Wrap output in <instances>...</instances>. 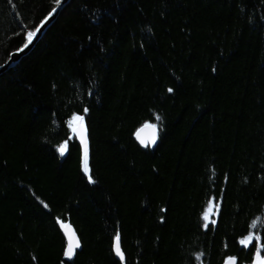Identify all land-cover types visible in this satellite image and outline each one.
Returning <instances> with one entry per match:
<instances>
[{"label":"trees","instance_id":"16d2710c","mask_svg":"<svg viewBox=\"0 0 264 264\" xmlns=\"http://www.w3.org/2000/svg\"><path fill=\"white\" fill-rule=\"evenodd\" d=\"M57 7L0 0V67ZM117 236L124 264L264 259V0H72L0 76V264H122Z\"/></svg>","mask_w":264,"mask_h":264},{"label":"water","instance_id":"95a60500","mask_svg":"<svg viewBox=\"0 0 264 264\" xmlns=\"http://www.w3.org/2000/svg\"><path fill=\"white\" fill-rule=\"evenodd\" d=\"M71 1L72 0H63L62 1V3L60 4V6H58L55 9V11H53L47 17V19L41 24V25H43V27H41V25L39 26L40 31L37 33V36L35 38H33L32 43L27 48H24L23 51H18L16 53H14L13 55H11L9 61L4 66L0 67V76L3 75V74H5L9 70L13 69L18 63H20L22 61V59H24L29 53L32 52V50L35 48V46L43 38V36L46 34V32L55 24V22L58 20L59 16L63 12V10L71 3ZM84 129H85V126H84ZM74 135H75L76 142H77L78 146L82 149V151H84V144H83L82 138H81V136H82V129L80 131H75L74 132ZM155 135H156V132H155ZM138 136H139V138H138ZM152 136H153V128L147 127V128H143L137 134L136 140L138 141V143L143 148H146V147L140 142L141 139H144L146 142H149V145H151L152 147H155L156 144H157V135H156V142H155V144H151L150 143V140H151ZM86 139H87V137H86ZM59 227H60V230L61 231L65 232L64 234H65V237L68 240V243L67 244H68V247H69V243H70V239L69 238L72 235V233H74V231H72L73 229L70 226H68L67 230L65 228H63L62 224H60ZM75 239H78L77 236H76V234H75V236L73 238V241H72L73 243L75 242ZM115 249H116V244L114 246V253H115L116 259L119 262L124 263V257H123V259H121V257L117 255ZM73 256H74V254L71 257H69V256L66 255L67 261H70L73 258ZM235 264H238L237 261H235Z\"/></svg>","mask_w":264,"mask_h":264},{"label":"snow or ice","instance_id":"6c2138e0","mask_svg":"<svg viewBox=\"0 0 264 264\" xmlns=\"http://www.w3.org/2000/svg\"><path fill=\"white\" fill-rule=\"evenodd\" d=\"M62 3V0H57V6H60V4ZM53 11H55V9H53ZM41 27H43V25H41ZM40 31V28H37L35 31H30L27 33V42L25 43V45L23 46L22 49L18 50V51H23L24 48H27L33 41V38H35L37 36V33ZM169 91H171V89H169ZM85 111H87V109H85ZM159 119V118H158ZM75 120L79 121L80 124H81V129H82V142L84 144V172L86 174H88L87 178L89 180V182H92L94 183L95 181L93 180L92 176L90 175V170L88 168V145H87V139H86V129L83 128V117L82 116H78V117H75ZM153 128V136L150 140V143L151 144H155L156 142V135H155V126L152 125L151 126ZM139 138V136H138ZM140 142L145 146V147H148L149 146V142H146L144 139H141ZM60 154L63 155L66 151H67V144L65 143V145H63L60 149ZM204 220L205 221H208L209 220V215L208 214H205L204 215ZM62 223V226L67 230L68 226L67 225H63V222ZM212 223H215V221H212ZM205 228L208 227V224L205 223L204 225ZM253 227H256L255 224H253ZM75 234L72 233V235L70 236V243H69V247H68V250H67V253L66 255L71 257L73 254H74V249L76 248H79V241L78 239H75V242L73 243V238H74ZM253 237L252 236H249L243 240L240 241V243L244 246H247L251 243ZM116 253L118 256L121 257V259H123V253L121 252L120 250V247H119V236L116 237ZM229 264H235V260L234 259H231L229 261ZM257 264H264V259H261L260 258V255H259V252L257 253Z\"/></svg>","mask_w":264,"mask_h":264},{"label":"bare ground","instance_id":"6f19581e","mask_svg":"<svg viewBox=\"0 0 264 264\" xmlns=\"http://www.w3.org/2000/svg\"><path fill=\"white\" fill-rule=\"evenodd\" d=\"M76 117H78V116H76ZM83 117V128H84V126H85V129H86V137H87V145H88V153L89 152H91V144L89 145V142H88V132H87V127H86V119H85V117L84 116H82ZM152 125H147V126H144V127H142V128H140L138 131H137V133L135 134V137H134V140L136 141V143L138 144V146L142 149V150H144V151H148V150H153V149H155L156 147H157V145H158V143H159V131H158V128L155 126V132H156V135H157V144H156V146L155 147H152L151 145H149L148 147H146V148H143L139 143H138V141L136 140V136H137V134L143 129V128H147V127H149V128H152L151 127ZM71 129H72V133H73V135H74V132L75 131H80L81 130V124H80V122L79 121H77V120H75V118L73 119V122H72V127H71ZM74 131V132H73ZM74 139H75V141H76V138H75V135H74ZM81 151H82V149H81ZM81 165H82V169L84 168V151H82V156H81ZM83 173H84V175H86V176H88V174H86L85 172H84V170H83ZM209 208H211V210H212V212L214 213V215H216V213H217V211H216V209H214V207H213V205L210 203L209 204V206H208V208L207 209H209ZM64 225H67V226H70L72 229V231H74V233L76 234V232H75V229L73 228V226H71L69 223H66V224H64ZM64 228V227H63ZM65 232H63V231H61V234H62V237H63V239H64V241H65V244H66V247H65V258H66V251H67V249H68V240H67V238L65 237V234H64ZM76 236H77V238H78V241H79V248H76L75 250H74V256H73V258L69 261V262H71V261H73V260H75V258H76V256H77V254L78 253H80L81 252V242H80V239H79V237H78V235L76 234ZM115 244H116V242L114 243V246H115ZM120 246V245H119ZM120 249H121V247H120ZM114 250V249H113ZM121 252H122V249H121ZM114 255H115V253H114ZM116 257V256H115ZM124 257V256H123ZM67 259V258H66ZM231 259H229V260H227L224 264H228L229 263V261H230ZM235 260V259H234ZM236 261V260H235ZM124 263H125V258H124ZM124 263H122V264H124Z\"/></svg>","mask_w":264,"mask_h":264},{"label":"rangeland","instance_id":"374dc122","mask_svg":"<svg viewBox=\"0 0 264 264\" xmlns=\"http://www.w3.org/2000/svg\"><path fill=\"white\" fill-rule=\"evenodd\" d=\"M55 9H56V8H55ZM16 52H18V51H16ZM16 52H14V53H16ZM14 53H12L11 55H13ZM29 54H30V53H29ZM29 54H28V55H29ZM28 55H27V56H28ZM27 56H26V57H27ZM10 57H11V56H10ZM26 57H25V58H26ZM9 59H10V58H9ZM8 61H9V60H8ZM212 213H213V212H212L211 208L207 209L206 214L209 215V220L206 221V223H209V222H210V220H211V218H212Z\"/></svg>","mask_w":264,"mask_h":264}]
</instances>
